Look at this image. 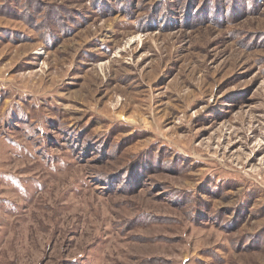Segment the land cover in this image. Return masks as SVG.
<instances>
[{
    "label": "rangeland",
    "instance_id": "1",
    "mask_svg": "<svg viewBox=\"0 0 264 264\" xmlns=\"http://www.w3.org/2000/svg\"><path fill=\"white\" fill-rule=\"evenodd\" d=\"M0 264H264V0H0Z\"/></svg>",
    "mask_w": 264,
    "mask_h": 264
}]
</instances>
